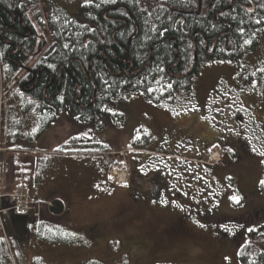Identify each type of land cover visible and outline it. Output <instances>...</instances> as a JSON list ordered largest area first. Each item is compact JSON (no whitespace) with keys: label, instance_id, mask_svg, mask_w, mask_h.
<instances>
[{"label":"rangeland","instance_id":"374dc122","mask_svg":"<svg viewBox=\"0 0 264 264\" xmlns=\"http://www.w3.org/2000/svg\"><path fill=\"white\" fill-rule=\"evenodd\" d=\"M92 1L42 4L47 13L74 16ZM263 63L264 39L239 62H205L194 77L195 101L180 103L182 111L169 114L170 107L150 103L138 92L127 93L88 121L62 117L51 138L42 136L37 148L44 122L35 112H24L22 119L13 110L28 102L14 97L7 101L0 66V161L8 162L10 172L0 188L24 185L36 197L35 204L43 197L51 211L61 203L60 215L41 207L45 217L40 234L69 239L68 244L41 240L40 245L29 238L6 241L1 226L0 264H243L240 249L264 242V236L257 237L264 234V218L254 224L251 217L246 219L252 234L235 219L264 209V194L258 190L264 180V141L251 144V159L238 149V140L255 138L264 125ZM238 109L244 110L243 124L234 120ZM10 114L16 122L11 123ZM15 129L23 131L18 140L24 148L12 173L8 160L14 155L6 138ZM54 144L60 145L55 153L47 148ZM217 152L222 163L208 165L207 155L214 161ZM25 166L32 172L27 177L31 182H24ZM114 170L127 181L117 184ZM164 170L170 177L167 199L161 204L143 199L152 175L158 180Z\"/></svg>","mask_w":264,"mask_h":264},{"label":"trees","instance_id":"16d2710c","mask_svg":"<svg viewBox=\"0 0 264 264\" xmlns=\"http://www.w3.org/2000/svg\"><path fill=\"white\" fill-rule=\"evenodd\" d=\"M43 2L0 0V66L8 97L15 89L22 91L28 71L46 66L48 73H42V85L36 92L55 95L50 102L39 100L43 108H37L49 121L61 112L88 121L105 105L135 92L158 106L192 104L194 77L201 63L210 59L205 54L206 43L209 48L216 43L214 57L239 61L264 35V0H245L247 12L241 9L240 0L230 9V0H217L216 6L226 10L216 21L212 15L179 19L197 11L199 0H94L74 16L59 10L47 13ZM209 2L202 0L201 4L204 7ZM6 42L11 43L9 48ZM117 61L122 62L121 77H116ZM131 64L136 74L125 77ZM79 93L82 96L73 102ZM260 189L264 193V186ZM44 209L48 212L49 208ZM44 217L43 212L42 230ZM41 229L38 237L42 241L68 244L69 239L46 231L40 234ZM239 255L243 264H264V242L242 247Z\"/></svg>","mask_w":264,"mask_h":264},{"label":"flooded vegetation","instance_id":"af4514ba","mask_svg":"<svg viewBox=\"0 0 264 264\" xmlns=\"http://www.w3.org/2000/svg\"><path fill=\"white\" fill-rule=\"evenodd\" d=\"M241 1V9L244 11V12H247V6H245L243 3L244 1L243 0H240ZM243 1V3H242ZM247 1V0H246ZM202 0H199V6H198V9L197 11H193V12H190V13H186V14H182V17H179L180 20H183L184 17H203V16H206V15H212L214 20L216 21L217 20V17L221 15V13H223L226 8L224 9H221L218 5V7L216 6V2L217 0H210L209 4H207L206 6H202L201 4ZM231 2V6L229 7V9L234 5V3L236 2V0H230ZM172 17V16H171ZM225 24V23H223ZM2 33V30L0 31V34ZM262 39H264V35H262L261 39L259 40V43L258 45L256 46V48L251 51L249 54L253 53L259 46L260 42L262 41ZM7 44H5L6 47H10V42H6ZM204 50H205V54L210 58V59H207V60H204L202 63H201V66L205 63V62H208L210 60H219V61H226V60H221V59H218L216 57H214V54H215V51H216V43H214V46L212 48H209L208 47V44L206 43L205 46H204ZM41 54V53H39ZM247 54V55H249ZM246 55V56H247ZM245 56V57H246ZM245 57H243L242 59H244ZM242 59H240L239 61H241ZM239 61H234V62H239ZM233 62V61H231ZM264 65V63H263ZM201 66H200V69H201ZM36 67H39V66H36ZM130 68H128L125 72V74H128L130 72ZM119 71L122 72V66H120L119 68ZM259 71V70H258ZM42 73L45 74V73H48V72H45V70H41V73H39L38 75L32 77V78H28L25 83H24V86L21 87L22 91H21V94H23L24 96H26L27 98L29 99H32L34 100L33 102L35 104H37V108H43L42 107V102L39 101L41 99H43L44 101H47V102H50L53 98H55V95H51L49 94L48 96H46V93H45V90L39 94L37 93L36 91L39 90V88L41 87L40 85H42ZM200 73V71L198 72V74ZM197 74V75H198ZM196 75V76H197ZM257 79H259V76L258 77H255V78H252V77H248L246 80L244 78L245 81L249 80V81H256ZM53 81V77L51 76V80L49 83H52ZM247 81V82H249ZM194 87V86H193ZM126 94H124V98L126 97L125 96ZM82 96V93H79V95L76 97V101L78 99H80V97ZM209 100V99H207ZM94 103V102H93ZM92 105V103L90 105L86 104L85 105V108H89L90 106ZM178 109V108H177ZM176 108H168V111H169V114L173 111V110H177ZM182 111V110H180ZM179 112V110L177 111ZM244 110H241V109H238L237 111L234 112V120L238 123H244L245 122V116H244ZM257 126H262L260 122L256 123ZM263 128L259 129L258 132H257V136L254 138V137H249L250 139L248 140H238V149L239 151H241L242 153H244V157H250L249 159L251 158H254V155L251 151V144L253 142L256 141V139H258L257 141H260V142H263L264 141V125L262 126ZM255 135V134H254ZM236 154L238 152V150H235L234 151ZM204 153V152H203ZM205 155H206V151H205ZM204 155V157H205ZM199 156V155H198ZM210 157V155L208 154L207 155V159ZM222 159V158H221ZM221 159L220 161L216 164L217 165H220L222 162H221ZM248 159V158H247ZM214 166V165H213ZM215 167V166H214ZM163 174L165 176H162L159 177V179H155L152 175L151 179H150V182H149V187L147 188V190L144 191V194H143V199L145 200H148V201H151V202H160V204L162 203L163 200L167 199V193H168V190H169V180H170V177H168V170H164ZM167 176V177H166ZM175 179V177H173ZM172 180V179H171ZM261 184L259 185V188L258 190L261 192ZM264 194V193H262ZM251 217L252 218V222L253 224L255 222H258V223H261L262 219L264 218V209L263 208H259V209H256L254 211L253 214H250L249 216H243V215H240L238 216L237 219L238 220V223L241 224V225H244L246 227H249L248 224H244L246 221L247 218ZM255 220H254V219ZM254 228V227H253ZM263 229V228H262ZM247 231V230H246ZM245 231V232H246ZM244 232V233H245ZM252 232V231H251ZM243 233V235H244ZM261 234V233H260ZM242 237H244L242 235V233L240 234ZM244 239V238H242ZM241 238H238L237 241L240 242L242 240ZM240 243H238L239 245ZM239 251V250H238Z\"/></svg>","mask_w":264,"mask_h":264},{"label":"crops","instance_id":"0c3cea01","mask_svg":"<svg viewBox=\"0 0 264 264\" xmlns=\"http://www.w3.org/2000/svg\"><path fill=\"white\" fill-rule=\"evenodd\" d=\"M13 97L15 100L13 99ZM25 97L26 96H24L23 94H12L8 97L7 101L9 99L16 101V99H17L18 101L20 100L21 102H24L27 100V98H25ZM32 101H34V100H32ZM13 110H16L17 112H21L23 114L22 119L25 117V114H26L24 112H26V111L35 112L37 114V117L39 118V122H41V120H42V122H44V125H43L44 130H43L42 134L38 137V139L35 141V143H34L35 148H37L38 143L39 144L41 143L40 138L42 136L46 137L45 135L47 134L48 135L47 139L51 138V135L54 133L53 127L55 125H58L60 123V121H62V117L67 118L69 115V113H67V112H61V113H58L55 121H49L48 118L44 117L41 114V111L39 109H37V104H35L34 102L28 103V104L18 105V107L16 109H13ZM9 119H12L11 123L13 121H15V117H12V115L9 117ZM21 133H23V131H19V130L15 129V130H12L10 132V134L7 135V138H6L7 143L12 144V146L8 150H11V156L14 155L13 159L8 160V161H10V160L12 161V173L17 172V169H16L18 167L17 161L22 157L21 156L22 154H20L19 149H22L24 147L22 146L23 143L20 142V140H18V137H20V139L22 138ZM53 141L56 143L55 140H53ZM2 143H3V140H0V144H2ZM57 147H60V145L54 144L50 147L48 146L47 148L49 150L51 148L52 152L55 153V152H57L56 151ZM0 148H2V145H0ZM6 148H8V147H6ZM0 154L2 155L1 152H0ZM64 163L67 165L66 160L64 161ZM68 165H70V162H68ZM25 168H26V171L23 172V178H26V179H24L25 180L24 182H31V180L27 177H29L32 172L29 171V166H25ZM8 175H10L8 162L5 161V165H3L2 161H0V182L1 183H2V181L5 182ZM31 196H32V192H31ZM33 198L34 199H32V200L35 202L36 197L34 196ZM37 200H38L37 202H40L42 204H48V202L46 203L44 201L43 197L39 198ZM46 213H50V212L48 211ZM6 224H7V227H9V230H11L13 237H15V239H19L20 242H27L28 238L30 239L31 243H33L34 245H40V242H42L40 238L32 236V232L31 233L29 232L31 230V227H33V224H34V220L32 219L31 216H22V217L11 216L7 219ZM20 229H21V231H20ZM27 233H28V235H27ZM43 242H45V241H43ZM45 243H47V242H45Z\"/></svg>","mask_w":264,"mask_h":264},{"label":"built area","instance_id":"2783aa9c","mask_svg":"<svg viewBox=\"0 0 264 264\" xmlns=\"http://www.w3.org/2000/svg\"><path fill=\"white\" fill-rule=\"evenodd\" d=\"M34 213L39 218V207L31 205L30 191L24 187H16L10 193L0 191V219L4 216L14 214Z\"/></svg>","mask_w":264,"mask_h":264},{"label":"bare ground","instance_id":"6f19581e","mask_svg":"<svg viewBox=\"0 0 264 264\" xmlns=\"http://www.w3.org/2000/svg\"><path fill=\"white\" fill-rule=\"evenodd\" d=\"M125 58H129L128 56H126L125 55ZM123 59H124V57H123ZM121 64H122V62H115V67L117 68V69H119L120 68V66H121ZM37 69H36V71H34V69L33 70H30V71H28V78H32V77H34V76H36V75H38L39 73H41V70H45V72H48V69L46 68V66H41V67H36ZM130 73H128V74H123L125 77H131L132 75H134V74H136V73H134L133 72V70H134V65L133 64H131V66H130ZM59 74H61V71L59 72ZM122 76V72L121 71H119L117 74H116V77H121ZM101 79V81H102V78H100ZM49 86L50 85H52V83H49L48 84ZM96 91H97V89H95V95H94V98H93V100H92V102L93 101H95L96 100ZM57 92H59V91H57ZM136 93V92H135ZM118 96V95H117ZM29 102L28 103H31V102H33L32 101V99H27ZM53 100V99H52ZM73 102H75L76 103V100L74 99L73 100ZM54 206L53 205H51V207H50V209H52Z\"/></svg>","mask_w":264,"mask_h":264},{"label":"water","instance_id":"95a60500","mask_svg":"<svg viewBox=\"0 0 264 264\" xmlns=\"http://www.w3.org/2000/svg\"><path fill=\"white\" fill-rule=\"evenodd\" d=\"M59 209L55 212V215H60L64 211V207L61 203L58 202Z\"/></svg>","mask_w":264,"mask_h":264},{"label":"snow or ice","instance_id":"6c2138e0","mask_svg":"<svg viewBox=\"0 0 264 264\" xmlns=\"http://www.w3.org/2000/svg\"><path fill=\"white\" fill-rule=\"evenodd\" d=\"M250 41H245V43H249ZM262 71H264V70H262ZM262 155H264V153H261ZM261 185L262 186H264V180H262L261 182ZM232 199H234L237 203L239 202V200H240V198L239 197H233ZM250 231H251V229H250Z\"/></svg>","mask_w":264,"mask_h":264}]
</instances>
